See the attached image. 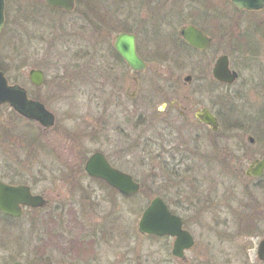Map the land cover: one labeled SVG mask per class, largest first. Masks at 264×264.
<instances>
[{
	"label": "flooded vegetation",
	"instance_id": "af4514ba",
	"mask_svg": "<svg viewBox=\"0 0 264 264\" xmlns=\"http://www.w3.org/2000/svg\"><path fill=\"white\" fill-rule=\"evenodd\" d=\"M136 1L139 2L107 0L108 6H105L100 0V4L96 0H82L85 10L80 17L83 16L85 22L88 18L86 36L90 37V42L85 41L86 51L82 56L85 71L89 72L96 65L98 71L109 77L95 89L100 103L98 120L94 123L102 129V135L94 138L93 143H100L110 136L106 133L109 125L121 128L124 121L126 126L132 125L133 131L139 126L147 127L150 130L146 140L147 153L151 157L166 154L169 160L164 165L160 163L161 169L174 178L182 177V182L158 186L163 189L161 193H146L132 172L119 167L101 149L90 156L85 153L80 172L48 166L27 172L17 169L9 158L25 154L33 159L55 157L57 160L54 146L58 136L57 118L50 111L55 116V124L45 128L10 105H0V160H6L0 163V184L23 190L20 195L9 190L0 193L3 206L12 208L10 211L0 208V264H156L149 258L151 249L139 261L135 239L138 235L163 241L164 247L157 251L162 256L157 261L160 264H231L232 259L220 258L226 253L215 250L212 240L203 242L200 237L212 236L220 242L228 241L232 234L219 233L218 227L233 223L237 229L233 235L264 237L261 233L264 201L260 199L264 194V169L261 176L254 174L258 172L259 162L264 160V106L246 108L252 106L247 103H253L249 94L253 90L261 93V80H264L261 56L264 8L239 10L229 0L236 17L234 24L231 21L224 24V13L219 14L214 5L217 0H180V4L170 9L157 8L156 0L154 8H134ZM76 6L77 0L73 11H59L65 15L73 13ZM87 11L90 14L93 11L94 21L90 20ZM248 17H251L250 21ZM25 19L37 22L30 14H26ZM236 21L247 25L240 29ZM253 21L255 26L250 25ZM109 29L119 30L113 44L107 40L105 45L112 55L97 57L95 50L100 41L93 34L99 35ZM189 31L200 35L196 45L189 42ZM120 34L134 36L137 55L146 65L143 71L132 69L121 56H116L115 42ZM224 41L230 53L219 50V42ZM21 47L26 58L28 51L24 45ZM223 57L227 58L229 71L236 75L233 81L219 80L214 75L218 61ZM164 68L171 71H159ZM176 68L187 72L179 74L174 71ZM32 70L40 69L29 70L30 85L42 87L31 82ZM0 71L6 75L1 67ZM247 71L248 78H245ZM126 78L131 82L132 93L126 87ZM18 86L26 90L30 100L42 103L33 99L25 86ZM109 91L116 93L115 100L101 101ZM207 113L216 119L217 130L204 121ZM88 128L85 131L92 137L96 131L92 129L95 128L93 122ZM95 154H101L113 169L131 176L140 190L124 194L106 180L92 177L86 170V163ZM79 173L87 184L80 183ZM219 175L243 176L252 181L255 190L252 192L248 185L246 193L239 189L222 191L223 186L210 179ZM60 182L64 183V194H59ZM140 197L148 199L140 220L152 202L161 199L171 215L180 221L181 231L185 234L183 238L188 241H182L177 235L144 234L139 229L140 220L137 224H129L121 207H125L129 216L138 217ZM234 197L245 198L236 203ZM32 199L35 201H30ZM224 208L226 213H233L232 217L222 216ZM183 211L193 216H184ZM262 242L264 239L257 248L260 264H264L259 257ZM207 256H210L209 261Z\"/></svg>",
	"mask_w": 264,
	"mask_h": 264
},
{
	"label": "rangeland",
	"instance_id": "374dc122",
	"mask_svg": "<svg viewBox=\"0 0 264 264\" xmlns=\"http://www.w3.org/2000/svg\"><path fill=\"white\" fill-rule=\"evenodd\" d=\"M98 1L99 0H96L97 4H100ZM140 1L141 0H139L138 3H140ZM174 1V4H172L169 0L167 2L166 0H156L158 4L157 8L170 9L181 3L180 0ZM100 2L108 6L107 0H100ZM154 2L155 0H142L139 6L136 1L137 6H134V8H154ZM44 3L45 0H6L5 26L0 35V67L6 72V76L10 80V83L25 86L30 90L33 99L40 100L49 111L56 116L58 136L54 139V146L57 149V160H55V157L54 159L50 157L33 159L25 154V156H17L15 159H13V157L8 160L12 161L15 168H20L26 172L28 170L34 171L45 168L46 166H48V168L57 167L58 169H69L70 172H80V168L83 167L85 162L84 156H90L92 153L101 149L108 154L119 167L132 172L143 188V191L146 193L151 191H154V193H161L163 189L162 187L158 188V186H164L165 184H180V182H182V177L174 178L161 169L162 166L160 163L164 165L166 161L169 160L166 154L159 155V153H157L159 156L151 157L147 153L146 140L147 136L150 134V130L147 127L139 126L138 128H134L133 131L132 125L126 126L124 121L120 124V126H122L121 128L115 127L114 124L109 125L106 133L110 136L105 138L103 135L105 139H102L100 143H98V140L97 143H93L94 138H101L102 135V129L94 123L98 120L97 110L99 109L100 103L98 93L95 92V89L100 82L109 77L98 71L96 65H93V69L89 72L86 73L85 71L86 64L82 60V56L84 55V51H86V42H90V37L86 36L88 30L86 23L88 18L85 22L84 17H80L84 9V4H82V0H77L76 11L65 15L59 10L49 8L46 3L44 6ZM214 5L217 6L219 14L224 13V24H228L230 21L234 24L233 20L236 16L232 12L233 7L228 0H217L214 2ZM85 7L87 9V6ZM123 8L130 7L123 6ZM88 11L87 13L89 14L90 20L94 21L95 16L93 15V11L91 14ZM26 14H30L37 22H27L25 19ZM250 19L251 17L247 18L248 21H250ZM235 24L240 26V29L247 25V23L245 24L244 22L241 25L238 21H236ZM250 25L255 26V22H250ZM117 31L119 30L109 29L99 32V35H97V33L93 34V37L100 41L98 45L97 41L94 40L95 44L98 45L97 50H95V52H97V57L112 55L109 47L106 48L105 45L107 40H110L109 43H111V45L113 44V38L118 33ZM21 44L22 46L24 45V48L28 51L29 55L26 58L23 52H21ZM93 50H91L90 53H92V56H95ZM219 50L223 52L229 51V46L226 41L223 43L219 42ZM227 53H230V51ZM261 56L263 60L262 63H264V48ZM262 66H264V64ZM31 69H40L44 72L45 83L42 87L35 88L30 85L28 81V72ZM166 70L167 69L164 68L159 71L165 72ZM174 71L179 74L187 72L184 70L181 71L178 68L174 69ZM123 72L125 73L126 70H123ZM149 72H151V70ZM244 75L245 78H248V71L244 72ZM162 77L164 78L163 75ZM262 79H264V76H262ZM110 80L113 81L112 78H110ZM126 81V87L130 88L129 91L132 93L133 88L129 87L131 83L129 78H126ZM259 81L260 80H257V82ZM261 85V93L253 90L249 94V98L253 103L247 104L252 106L246 107L241 105L242 108L255 109L264 106V80H261ZM115 97L116 93L114 91H109L106 96L102 97L100 100L113 102ZM121 115L119 116L120 120L122 119ZM92 122L93 127H95L92 129L96 131L92 133L91 137L85 130L86 127L88 128V126H91ZM52 138L53 137H51V139ZM51 139L49 138V141ZM154 159H157L158 162ZM153 161L156 163H153ZM4 162H6V160L2 158L0 163ZM154 168L156 169L154 170ZM31 173L36 174V172ZM77 177H79V179L81 178V184H87L85 177H81V173L77 174ZM210 179H214L219 185H222V191L227 189L230 191L239 189L240 191L243 190L245 193L247 192L248 185H251L252 182L244 179L243 176L237 175L232 177H230V175H219L211 177ZM59 184V194H64L65 192H62V190H64L62 187L64 183L61 184L60 182ZM69 184L72 185L71 183ZM253 187L254 185H251L252 192L255 190ZM262 195L260 199L264 201V194ZM238 198L239 197H234L236 203L243 201L245 197H241V199ZM147 200L146 197H140L138 217L129 216L125 213V207H121L123 211L122 214L124 217H127L129 224H137L148 203ZM223 211L224 214L222 216L224 218L232 217L233 213L232 215L229 211L226 213L225 208ZM237 212L236 216L239 214V211ZM182 214L189 217L193 216L187 211H183ZM224 227H226V229ZM224 227H218V231L219 233L223 231L222 234H224L225 231L229 232V234L231 233L232 237L228 241L224 240L220 242V240H215L212 236L204 239L200 237V240L203 242L206 239L212 240L211 243L215 250H222L226 253V256L220 255V258L222 260L232 259L231 264H260L257 256V248L259 242L261 239H264V237L257 239L233 235L237 230L234 223L230 226L226 224ZM228 228L229 230H227ZM199 233H201V231L197 234ZM261 233L264 234V229ZM10 239L14 240V237L11 236ZM135 239H137L139 261L141 262V257L147 254L148 249H151L152 252H149L151 256L149 257L150 260H154L156 264H160L157 261L160 260L162 256L157 253V251L164 247L163 241L139 235L138 238ZM206 260L209 261L210 256H207Z\"/></svg>",
	"mask_w": 264,
	"mask_h": 264
},
{
	"label": "water",
	"instance_id": "95a60500",
	"mask_svg": "<svg viewBox=\"0 0 264 264\" xmlns=\"http://www.w3.org/2000/svg\"><path fill=\"white\" fill-rule=\"evenodd\" d=\"M45 1L48 6L54 9L73 11L75 8V0ZM231 2L239 10H260L264 8V0H231ZM5 12L6 0H0V35L5 26ZM189 33L191 34L189 42L191 45H196L199 42L200 35L198 33L193 35L192 31H189ZM201 40L203 41L202 37ZM115 49L132 69L137 71H143L145 69V63L141 61L137 55L134 36L129 34L118 35L115 42ZM214 75L217 79L225 81H228V79L233 81L236 78V75L232 74L228 69V61L226 57H223L218 61ZM29 76L31 82L36 86H42L45 82L44 73L40 70H32ZM0 105H10L21 115L29 119L36 120L45 128H50L55 124V116L46 109L44 104L30 100L26 90L20 86L10 85L8 79L1 71ZM204 121L212 125L215 130L218 129V123L216 119L210 116L209 113L205 115ZM263 169L264 160L259 162V166L257 167L258 172L256 171L254 174L256 176H261ZM86 170L92 177L106 180L109 184L118 188L124 194L137 193L140 190L139 184H137L131 176L113 169L101 154H95L87 161ZM6 190H9L12 194L17 195H20L21 192H23L22 188L13 189L4 187V185L0 184V193L3 194ZM30 201L35 200L32 199ZM0 208L2 210L4 209L5 211H10V209H12L11 207H4L1 203V198ZM139 229L140 232L144 234L158 236H163L166 234L173 236L177 235L179 238H182V241H188V238H183L185 234L181 231L180 221L171 215L170 211L161 199L154 200L152 204L146 209L140 220ZM181 247L182 246H180V248ZM259 257L264 261V242H262L260 246Z\"/></svg>",
	"mask_w": 264,
	"mask_h": 264
},
{
	"label": "trees",
	"instance_id": "16d2710c",
	"mask_svg": "<svg viewBox=\"0 0 264 264\" xmlns=\"http://www.w3.org/2000/svg\"><path fill=\"white\" fill-rule=\"evenodd\" d=\"M229 1V0H228ZM230 3V2H229ZM44 6H45V3H44ZM116 56H118V54L116 55Z\"/></svg>",
	"mask_w": 264,
	"mask_h": 264
}]
</instances>
